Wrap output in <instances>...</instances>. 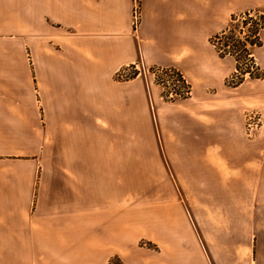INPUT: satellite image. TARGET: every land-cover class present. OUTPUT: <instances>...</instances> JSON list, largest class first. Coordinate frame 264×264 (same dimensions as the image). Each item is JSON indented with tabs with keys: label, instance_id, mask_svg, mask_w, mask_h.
Here are the masks:
<instances>
[{
	"label": "crops",
	"instance_id": "0c3cea01",
	"mask_svg": "<svg viewBox=\"0 0 264 264\" xmlns=\"http://www.w3.org/2000/svg\"><path fill=\"white\" fill-rule=\"evenodd\" d=\"M137 3L134 26L135 0H0V89L32 90L0 92L1 151L32 156L2 178L0 249L24 250L2 264H264V77L226 85L209 42L264 0ZM138 62L189 94L116 77Z\"/></svg>",
	"mask_w": 264,
	"mask_h": 264
},
{
	"label": "trees",
	"instance_id": "16d2710c",
	"mask_svg": "<svg viewBox=\"0 0 264 264\" xmlns=\"http://www.w3.org/2000/svg\"><path fill=\"white\" fill-rule=\"evenodd\" d=\"M228 26H230L228 28ZM264 28V9L248 10L239 14H233L226 28L209 38L220 57L231 56L235 60V71L225 79L228 86H236L244 81L246 77L251 79H261L264 77V70L257 64L253 48L262 44L259 32ZM228 29V32H226ZM245 29V30H244ZM132 71L124 78L135 76L138 71L134 65L129 66ZM148 70L158 76L171 71L182 82L184 87L190 89L189 84H185L182 74L173 67L150 66ZM187 96L179 93L178 98ZM175 98L168 99L174 100ZM118 261V259H115Z\"/></svg>",
	"mask_w": 264,
	"mask_h": 264
},
{
	"label": "rangeland",
	"instance_id": "374dc122",
	"mask_svg": "<svg viewBox=\"0 0 264 264\" xmlns=\"http://www.w3.org/2000/svg\"><path fill=\"white\" fill-rule=\"evenodd\" d=\"M226 26L222 30H224L226 28ZM229 27L230 26H228V28ZM226 32H228V29H226ZM11 43H13V42H11ZM255 52H256V47L253 48L254 58H255ZM255 60H256V58H255ZM127 68L128 69H126L127 70L126 75L129 74V72L132 71V69L129 66ZM137 71H138V73L142 74V76L146 80V84L148 83V85H151V83L156 84V82L158 81V80L157 81L155 80L156 75L153 74L152 72H150L148 70V67H146V66L140 67ZM125 76L119 77V76L116 75V77H118V78H124ZM245 79H251V78L246 77ZM0 92H2L4 95H8V96L9 95L10 96H15L16 95V96H25V97H27V96H31L32 95V90L31 89H23V88H20V89H13V88L0 89ZM175 98H178V97H175ZM163 100L168 101V99H163ZM252 112H257V115L260 116L261 120H260V126H259L258 130L255 132V134L253 136H248L247 133H246V129H245L246 137L248 139H252L255 136H257V134L259 133V130H260L261 126H262V122H263L261 110L259 108H257V107H251V108H249L248 110H246L244 112V128H245V117H246L247 114L252 113ZM3 133H6V131H3V130L0 129V135L3 134ZM14 140L15 141H13V143L16 144V146H14V147H17V149L20 148V146L17 143V140L16 139H14ZM24 142L26 143V146L31 145L30 144L31 143L30 138H26L25 137ZM6 146H7V143H5L3 141V137H0V182H2V184L0 183V193L1 194L8 192L7 188H6V186H8V185H4V183H3L4 181L2 179L3 177L7 176L6 169H8L10 167H13L14 169L18 170L20 168V165H16L13 162H15L16 160H18V161L22 160V162H23V161L32 159L31 155H28L27 153H24V152L20 153V151L17 152V153H11V154L10 153L8 154L6 152H2L1 150H6L8 148ZM8 160H10L11 162H9ZM142 242H146V240H143ZM17 253H19V255H17ZM21 255H24V250H5V249H0V264H2V262H4V261L6 263V261H7L6 258H10L12 256H21ZM115 259H118V258L110 259L107 264H122L119 259H118V261L115 260Z\"/></svg>",
	"mask_w": 264,
	"mask_h": 264
},
{
	"label": "built area",
	"instance_id": "2783aa9c",
	"mask_svg": "<svg viewBox=\"0 0 264 264\" xmlns=\"http://www.w3.org/2000/svg\"><path fill=\"white\" fill-rule=\"evenodd\" d=\"M139 21V5L135 0V6L133 8V24L136 26ZM140 67H144L141 62L134 65V68L138 70ZM128 68L120 70L116 75L123 77L126 75ZM154 74V73H153ZM183 77V76H182ZM156 84L161 88L160 95L163 99H171L178 97L179 93L188 94L190 89L184 87L182 82L171 72H165L158 76ZM185 80V79H184ZM187 82L185 81V84ZM188 84V83H187ZM260 116L257 112H252L245 117V129L248 136H253L260 126Z\"/></svg>",
	"mask_w": 264,
	"mask_h": 264
}]
</instances>
